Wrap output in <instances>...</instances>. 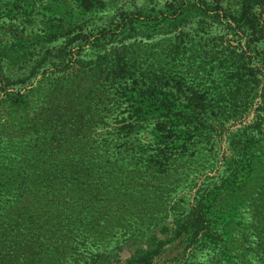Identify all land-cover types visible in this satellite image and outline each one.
Segmentation results:
<instances>
[{"label": "trees", "instance_id": "1", "mask_svg": "<svg viewBox=\"0 0 264 264\" xmlns=\"http://www.w3.org/2000/svg\"><path fill=\"white\" fill-rule=\"evenodd\" d=\"M43 1L0 0V17H39L36 31L0 37V264H193L195 251H228L239 204L264 201V0ZM91 73L123 122L104 151L88 139L89 100L75 112L79 97H27ZM191 144L204 171L185 202ZM116 229L123 240L102 250Z\"/></svg>", "mask_w": 264, "mask_h": 264}, {"label": "rangeland", "instance_id": "2", "mask_svg": "<svg viewBox=\"0 0 264 264\" xmlns=\"http://www.w3.org/2000/svg\"><path fill=\"white\" fill-rule=\"evenodd\" d=\"M40 1L42 2L43 0ZM38 21L39 17L36 13L30 18H26L24 14L20 12L7 17H0V37L6 40L11 39V34L15 28H18V31L23 30L24 32L36 31L39 27ZM147 25L150 27L153 26L151 23ZM164 34L163 32L156 33V37L161 41L162 48L164 44H168L170 37H163ZM143 42L145 43L139 44L140 55L143 54L144 57L150 56L149 53L152 50L150 40H144ZM207 51H209L208 47H206V52ZM198 55L203 57L205 52L200 50ZM98 77L99 75L93 73L81 77L79 81L80 86L74 89V91L68 88L64 91L63 87L58 85L56 88L57 91H54L52 94L48 91L49 80H47L46 83L42 81L40 83L41 86L34 85L30 89L27 97H79L75 100L76 104L73 106L75 112H77L78 103L80 101L89 100L90 112L95 115V122L89 129L88 139L95 149L104 151L106 149H112V145L116 143V139L121 135L120 131L118 132V127L122 125L123 122L120 123L118 120L121 115L117 114L112 106L106 104L108 99L103 98L111 96L103 94L93 96L95 86L97 83H100ZM38 78L39 76L37 79ZM98 100H103V102L97 104ZM2 113L5 114L6 110ZM148 136L146 132H143L140 135V139L148 140ZM198 153H200V150L191 144L189 148H187L186 157L182 159H187L183 168L189 169L187 176L191 175V178L187 181V183H189L187 189L180 193L181 201L187 202V198L192 193V186L195 183H200L203 177L204 168H202V163L200 164ZM203 166H205V164H203ZM177 168L182 169V167L179 166ZM239 201H243L242 198H236L234 203H240ZM262 208H264V201H259L251 207L246 203L239 204V210H237V212L240 214L244 225L243 228L241 227L242 229L240 230L239 236L233 234L234 236L232 235L229 237V242L232 240L231 243H233H230L231 247L229 246V250L226 251L224 248L220 249V253H217L216 256L212 255L215 253V250L209 254L206 252L207 250L195 251L194 258L191 259L193 264H264V252L255 250L258 249L257 246L260 244V239L264 237V231L262 230L264 226L260 228L259 221L257 220L258 213ZM123 238L124 236L121 234V231L116 229L113 235L108 238V242L100 247L104 250L105 247H111L116 240H123ZM60 263L66 264L64 260H61Z\"/></svg>", "mask_w": 264, "mask_h": 264}]
</instances>
